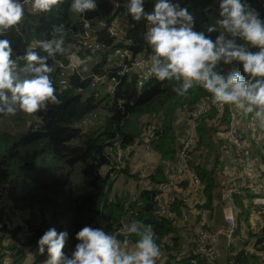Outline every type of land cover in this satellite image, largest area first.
I'll return each instance as SVG.
<instances>
[{
	"label": "trees",
	"instance_id": "16d2710c",
	"mask_svg": "<svg viewBox=\"0 0 264 264\" xmlns=\"http://www.w3.org/2000/svg\"><path fill=\"white\" fill-rule=\"evenodd\" d=\"M69 2L70 0L66 2L61 0L49 13L33 15L26 11L22 22L16 28L6 31L4 36L0 37L11 42L15 57L24 55L29 43L51 39L53 25L64 24L66 28L65 54L57 55L55 59L47 61L52 67L49 75L57 89L56 95L60 103L49 105L43 112L31 116L21 111L14 116H0V186L10 191V199L16 210L29 211L32 216L30 220L32 224L28 226L27 232H23L11 226L9 214L5 208H0V264L6 258V251L12 252V264H25L33 254L36 257L34 264H40L46 254L45 256L36 254L38 240L50 228H55L57 232L68 233L63 251L69 256L78 243L75 239L76 233L85 226L103 227L105 231L117 234L121 240L127 238L129 247H134L137 237L124 231L133 221H142L152 226L154 238L161 252L168 253L166 262L171 264V261L177 258L174 253L181 251L182 230L179 222L186 221L189 215V203L185 202L182 194L192 188L194 180L198 181L197 192L204 193V208L210 211V218L224 221L222 217L214 215V206L221 200L223 190H233L235 205L240 212H243L238 215L237 244L231 249L225 246V262L264 264L260 262L259 255L262 250L259 247L263 243L256 247L254 253H250L244 250L250 246V242L246 241L245 237L240 238L244 229L240 222L247 221L249 214L244 204L245 198L249 197L247 198L246 191L240 188L242 178L236 169L234 175L230 176L225 166L226 161L220 160L211 139L205 138L209 137L208 132L216 135L220 145L218 152L228 143L234 145L226 137L225 129L231 126L230 116L236 107L213 104L210 94L199 87L193 88L185 96H178L174 91L178 86L175 81L160 82L152 79L144 82L143 87H138L139 78L135 74H131L129 79L123 78L122 88L117 91L118 96L105 94L101 88L92 87L91 80L82 82L77 75L70 74L69 70L60 67V64H68V54H71L75 47L77 50L82 44L79 38L83 32L82 15L78 14V19H75L73 12L69 11ZM173 2H179L182 7L188 8L194 17L196 31L206 32V29L219 19V6L215 0H173ZM249 2L264 18V0H249ZM154 3L155 0H145V11H153ZM123 15L125 16V12L119 11L115 14L109 0H97V8L85 13L84 16L93 27H96L102 22L111 24L115 17ZM127 19L133 27L128 35L130 44L126 46L121 44L118 48L127 49L136 57L142 56L146 59L150 50L143 39L145 22L133 21L131 15H128ZM206 35H211L215 39L218 32L211 34L206 32ZM95 41L96 43L91 47L84 46V53L97 55L104 51L109 52L110 49H117L111 45V39L104 34H100ZM249 50L258 51L257 48ZM35 51L40 55H46L38 47ZM103 58L106 59V55ZM23 63L22 60L19 61L21 66ZM103 65L104 61L99 65L102 66L100 69L102 74L106 72ZM231 68L246 76L239 63L233 66H221V70L225 72ZM95 71L99 72L98 69ZM115 74L116 71L113 69L108 74V78L115 79ZM64 78L70 81L67 87H63L60 83ZM102 87L106 89V86ZM202 104H207L206 109L195 120L201 118L204 121L196 128L198 137L195 138V148L194 151L191 148L187 156L190 153L200 152L201 156L204 149H207L216 155V160L213 165L208 161L200 166L188 162L191 171L187 174L188 165L185 166L183 163L184 166L181 167L178 164L181 161L179 154L184 146L180 143L176 119L180 114L188 110L192 111ZM99 111L103 112L104 121L97 127H89L88 118ZM243 115L246 122L244 127L247 123L251 124L253 118L251 114L243 113ZM147 116L153 119L149 125L144 122V117ZM83 122H85L84 126L81 125ZM208 122H212L213 125L208 127ZM257 131L264 130L258 128ZM258 132L256 130L242 132L241 141H246L245 137H248V140L252 139ZM149 135L151 137L147 145L145 140ZM135 143L141 147L140 151L126 152L119 166L110 163L107 157L108 148L112 151L116 149L125 151ZM145 148L155 154L158 164L154 171L142 172L145 176L140 173L132 175L130 164L135 154L139 153V162L142 158L143 162H146ZM240 158L236 154L232 161L238 165ZM146 167L148 168L149 164ZM173 167L177 173L181 171L178 180H171L168 175ZM119 171L131 178L147 181L149 185L137 189L136 193L113 195V186ZM77 173L82 174L85 188L78 193L75 192L74 182ZM187 175H190L188 181H186ZM166 187V190H162ZM171 188L179 195H173L171 197L173 201L166 204L164 197ZM201 212L200 216H202ZM208 227L211 235L220 229H225V225L220 227V223ZM249 237L264 239V230L258 235L250 232ZM9 241L10 244H6ZM220 242L223 247L221 239ZM13 243H17L18 246ZM193 246L195 249L197 243ZM241 248L242 251L238 253ZM193 249L189 252L191 253ZM159 261L160 257L156 263ZM180 262L189 264L187 259H182ZM199 264H205V260L199 261Z\"/></svg>",
	"mask_w": 264,
	"mask_h": 264
},
{
	"label": "clouds",
	"instance_id": "9594fccd",
	"mask_svg": "<svg viewBox=\"0 0 264 264\" xmlns=\"http://www.w3.org/2000/svg\"><path fill=\"white\" fill-rule=\"evenodd\" d=\"M60 2L0 0V37L14 30L26 11L33 15L49 13ZM110 2L114 9L120 7L119 0ZM215 2L219 6V19L206 29L208 34L218 32L213 39L204 30H194L193 15L179 2L155 0L153 11L146 12L145 0H127L126 13L133 21L145 22L143 39L150 50L146 59L135 64L142 75V78L138 75L141 78L138 87L152 79L175 81L178 86L174 91L178 96L199 87L210 94L213 104L235 106L244 114H251L256 127L264 130V18L249 0ZM96 8L97 0L69 2V11L81 15ZM51 35V39L29 43L24 55L15 57L11 42L0 38V116H14L18 111L31 116L60 103L49 75L52 67L47 61L65 54L64 24L53 25ZM37 47L46 55L38 54ZM67 58L72 69L84 63L75 54H68ZM236 63L246 76L235 68L221 70V66ZM83 66L91 72L90 64ZM60 83L67 87L66 80ZM124 231L137 237L134 247L129 248L127 238L121 240L103 227L85 226L76 233L78 243L69 256L63 251L68 233L50 228L38 240L36 254H46L41 264H156L161 249L152 226L133 221Z\"/></svg>",
	"mask_w": 264,
	"mask_h": 264
},
{
	"label": "built area",
	"instance_id": "2783aa9c",
	"mask_svg": "<svg viewBox=\"0 0 264 264\" xmlns=\"http://www.w3.org/2000/svg\"><path fill=\"white\" fill-rule=\"evenodd\" d=\"M110 1V0H109ZM120 7L114 9L113 4H111L112 10L115 12H125V16L121 17H115L111 24L102 22L98 26L93 27L91 22L86 19L82 15V25H83V32L80 35V41H82V44L78 46V49H73L71 54H75L79 56L84 63H89L92 70L89 73L86 66H83V64L76 69H72L69 67V61L67 58V65L60 64V67L64 70H69L68 72L71 74L76 73V75L81 79V81H89L91 80L93 82L92 87H99L102 89V92L108 95H119V92H117L119 89H121V86L123 84V78L129 79L131 74L139 75L142 78V75L136 70L135 64L137 60L143 59L142 56L136 57L133 55L129 50L127 49H121L118 48L121 44L128 45L130 44V40L128 38V35L130 31L132 30V25L128 21L127 16L130 14L126 13L125 5L127 3V0H119ZM100 34H104L106 37L111 39L112 43L111 45L114 48H117L116 50H109L104 51L101 54L97 55H90L84 53V46L91 47L96 43L95 40H97V37H99ZM109 54V55H107ZM146 54V53H145ZM144 54V55H145ZM104 55H106V59H104ZM104 61V70L105 73L102 74L100 71L102 66H99L100 63ZM98 69L99 72H96L95 70ZM115 69L116 74L114 75L115 79H109L108 74L112 72V70ZM140 81V79L138 80ZM102 86H106V89H104ZM121 95V94H120ZM207 104H202L200 106H197L194 108V110L186 111L183 113V117H185L188 120H195L200 116L206 109ZM237 110H240L238 108H235ZM231 126L226 128V137L234 143L237 154L241 157L238 163V169L236 171L242 178L240 188L248 191L252 194L251 198H248L245 200L244 204L252 213H260L261 218H258L260 220V223L264 222V178L263 173L264 171L261 169V165L259 161H262L261 158L256 159L254 157H250L248 153L243 154V150L241 148L240 142L241 141V133L243 130H245L246 125L243 127L245 122L243 112L240 110L239 112L232 111V114L230 116ZM150 136V135H149ZM148 136V137H149ZM188 142V143H187ZM184 144V148L182 152L179 154V158L181 159L180 162L184 161L187 157V154L192 148L191 141H187ZM145 143H148V140L145 141ZM130 147V146H129ZM264 147V144H263ZM131 148V149H130ZM127 148L125 151L122 149H116V151L110 150V148L107 149V157L110 160L111 164L121 165L123 155H125L126 152H131L133 150L140 151L141 147L135 143L133 147ZM149 151V149H146ZM129 154V153H128ZM139 153L134 155L135 159H138ZM264 162V158H263ZM184 166V165H182ZM181 166V167H182ZM255 171L254 175H251L250 171ZM142 176H145V173L142 174ZM177 179L181 177V171L177 173ZM259 184V185H256ZM192 188L196 189L198 188V181L194 180L192 184ZM259 188L262 189V191L259 190ZM166 188H163L162 190H166ZM173 201V198H168L165 200L166 204L167 202ZM221 205L223 206V214H224V220H225V229L218 230L215 234L211 235L210 233L203 231L201 232L195 239V243H197V247L193 249V251L188 255V257H185L187 259V262L189 264H199L200 259L204 260V258L201 257H207L208 262L210 264H218V259L216 257H220V251H219V242L220 239L224 241L225 246L229 249L232 247H235L237 244V233H238V215L243 214V212H240V210L236 207L235 201H234V192L233 190H223L221 191ZM187 202V201H185ZM4 203V206H3ZM245 207V206H244ZM0 208L7 211V213L10 216L11 222L15 220V218L20 214L23 213V211L16 210L14 207V203L10 199V191L7 188H4L3 186H0ZM165 211H162L164 213ZM24 213H30L29 211ZM205 214V211L201 212V215L203 216ZM250 214V213H249ZM186 219V217H184ZM244 219V218H243ZM240 225L244 228L242 231L241 237L249 238V229L246 231V223L241 220ZM25 232V230H22ZM27 232V231H26ZM239 238V239H240ZM264 239L258 240V238L252 243V245L248 246L247 248H244V250L254 253L256 251V247L263 243L259 249L262 248L260 252V257H264ZM246 247V246H245ZM227 248V249H228ZM1 249V245H0ZM243 248L238 250V253L242 251ZM12 252L6 251V258L4 261H2V264H12L11 261ZM186 256V255H183ZM198 259V260H197ZM181 261L180 258L176 260L175 263H179ZM264 263V261H263Z\"/></svg>",
	"mask_w": 264,
	"mask_h": 264
},
{
	"label": "rangeland",
	"instance_id": "374dc122",
	"mask_svg": "<svg viewBox=\"0 0 264 264\" xmlns=\"http://www.w3.org/2000/svg\"><path fill=\"white\" fill-rule=\"evenodd\" d=\"M73 17L75 19H78V14L77 13H73ZM234 112H239L240 110L234 109ZM243 112V111H242ZM103 112L99 111L95 114H92L87 121V124L89 125V127H97L98 125H100L102 123V121H104V117L102 116ZM152 118L149 116L144 117V122L147 123V125H149L152 122ZM203 119H197L195 121H191L186 119L185 117H183V113L180 114L179 117H177L176 119V125H177V130L179 129L180 132V143L182 144V146H184V144L187 141H191L192 143V151H194L195 148V142H196V137H198L197 132H196V128L199 124H203ZM256 123L255 120L253 119V121L251 122V124L247 123L246 126H248V128H246L245 130H243V133H248V131L252 130L255 132H258V128L256 127ZM85 122H83L81 125L84 126ZM254 124V125H253ZM212 122H208V127L212 126ZM3 126H5L4 122H3ZM4 128V127H3ZM178 132V131H177ZM209 133V137H205L207 139H211L212 145L215 147V153L219 156L220 160H224L225 162V166L229 171L230 176L232 177L234 175V169H238V165L234 164V162L232 161V159L234 158V156L237 154V149L233 144H227L225 146H222L221 150L218 152L219 150V141L216 139V135ZM142 137V136H141ZM151 135L149 137H147L146 140H148V144L149 145V139H150ZM246 141H239L241 148L243 150V154L248 153V155L250 157H254L256 159L261 158L262 161L260 162V167L261 169L264 171V162H263V158H264V131L258 132L256 133L252 139L248 140V137H245ZM198 139V138H197ZM145 140V141H146ZM188 143V142H187ZM186 143V144H187ZM146 149V148H145ZM191 151V152H192ZM218 152V153H217ZM201 153V152H200ZM195 153H190L189 156H187L186 161H182V162H178L179 165H184L187 166L188 162L194 163L198 166L205 164L206 162H211L212 165L215 163L216 160V155L214 153H210L207 149H204V152H202L201 156ZM144 154L146 157V162H143V158L142 160L139 162V159H135L133 160V162L130 164V166L132 167L131 169V174L132 175H136L137 173L142 174V172H144L145 170H151L154 171L155 170V166L158 164V161L156 160V156L155 154L150 150L144 151ZM149 164V167L147 168L146 165ZM122 168V167H121ZM108 169H106L107 171ZM187 171L190 174L191 171V167L190 165H188L187 167ZM106 173V172H104ZM251 175L255 174V171H250L249 172ZM176 174V176L174 175ZM169 177L171 178V180H176L177 179V170L174 169V167L168 172ZM190 178V175H187L186 177V181H188V179ZM74 182H75V192L78 193L81 190H84L85 188L83 187V177L81 173H77L74 177ZM149 183H147V181L138 179V178H131L130 176H127L123 173H117V178L114 182V186H113V195H121V194H127L128 192L130 193H136V190L139 188H144L146 186H148ZM260 191H262L261 188H259ZM198 188L194 189L191 188L189 189L186 193H183L182 196L183 198H185V201H187V203H189V212H188V219L186 221L182 220V222H179L180 225V229L181 231V241H180V247H181V251L179 253H174V256L176 259L180 258L182 259H186L185 257H183L182 255H186V257H188V255H190V249H193V245L195 243L194 236H198L201 232L206 231L208 232L210 227V225L212 224H219L220 223V227H223L225 225V220L224 221H219V219L210 218V211L207 208H204V203H205V196L204 193L202 192H197ZM248 192V191H246ZM173 195H179L175 189L171 188V190L168 192V194L164 197V200L171 198ZM4 206V203H3ZM221 201H219L217 203L214 209V215L217 214L218 217H222L224 219V214H223V206L221 207ZM221 207V208H220ZM205 210V214L203 216H200V212L202 210ZM247 210H249L248 212L250 213V209L247 208ZM200 216V217H199ZM251 217H253L255 220L258 218H261V214L260 213H251L247 215V221L242 220L246 223V231L247 229H249L250 232H252L255 235H258V233H260L259 231H263L264 230V222L260 223V220L258 221V223H254V219H252ZM32 216L29 213H20L13 222H9L11 224L12 227H17L21 230H25L28 231V226L31 225L32 223L30 222ZM253 222V223H252ZM252 223V224H251ZM219 227V228H220ZM209 233V232H208ZM256 238V237H254ZM253 238V239H254ZM23 239V237H21V240ZM246 241L250 242V245H252L253 243V239L249 238H244ZM12 241V240H11ZM7 242L6 244H10V242ZM14 245L18 246L17 243H13ZM129 248H132L131 246ZM225 250V249H224ZM224 250L222 247V243L219 242V251H220V257H216V259H218V264H220V261H223V263H225L226 261V253H225V257H223L224 255ZM35 254L31 255V258H35L34 260H32L30 262V260L27 261V263L25 264H34L36 257H34ZM168 257V253H166V251H162L161 255H160V261L157 262L156 264H167L166 260ZM204 258L205 260V264H210L207 260V257H201ZM45 259L42 258L41 261ZM175 259V260H176ZM174 260V261H175ZM40 261V262H41ZM171 261V264L174 262ZM200 261H203L202 259H200ZM264 261V257H260V262L262 263ZM221 263V264H223ZM41 264V263H40ZM174 264H183L181 262L179 263H174ZM228 264V263H226Z\"/></svg>",
	"mask_w": 264,
	"mask_h": 264
},
{
	"label": "crops",
	"instance_id": "0c3cea01",
	"mask_svg": "<svg viewBox=\"0 0 264 264\" xmlns=\"http://www.w3.org/2000/svg\"><path fill=\"white\" fill-rule=\"evenodd\" d=\"M138 78L141 80V78H140L139 76H138ZM65 80L67 81V85H68V83H70V81H69L68 79L64 78L63 81H65ZM62 86L65 87L64 85H62ZM63 87H62V88H63ZM260 132H261V131H260ZM256 185H259V184H256ZM246 193H247V198H248V197L251 198V196H250V192H246ZM245 200H246V198H245ZM245 200H244V202H245ZM245 204H246V202H245ZM251 213H252V211H250V214H251ZM253 214H254V213H253ZM251 218L254 219L253 217H251ZM258 221H259V219H256V220L254 219V223H255V224L258 223ZM252 223H253V222H252ZM252 223H251V224H252ZM259 232H261V231H259ZM255 240H256V238H254L252 241L254 242ZM224 249H225V245H224V241H223V250H224ZM225 253H226V250H224V255H223V257H225ZM34 259H35V258H31V257H30L28 260H30V262H31V261L34 260ZM219 263L221 264V263H223V261H220ZM223 264H226V262L223 263Z\"/></svg>",
	"mask_w": 264,
	"mask_h": 264
}]
</instances>
